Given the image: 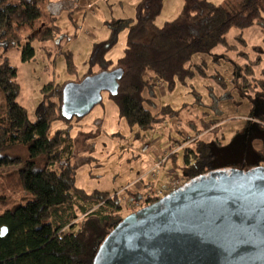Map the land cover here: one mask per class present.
Listing matches in <instances>:
<instances>
[{
    "label": "trees",
    "instance_id": "1",
    "mask_svg": "<svg viewBox=\"0 0 264 264\" xmlns=\"http://www.w3.org/2000/svg\"><path fill=\"white\" fill-rule=\"evenodd\" d=\"M49 2L0 0V232L7 229L4 237L0 233V264H92L100 245L125 216L127 199L97 190L88 193L75 184L77 170L93 159V144L85 139L82 152L76 151L67 127L49 135L55 122L76 118L67 119L61 113L62 90L70 81L49 82L41 89L42 110L34 122L17 101L16 69L5 53L16 49L27 62L34 58V43L58 38L57 50L61 49L64 38L56 17L48 11ZM162 7L163 0H139L134 18L115 24L110 39L93 44L89 71L72 81L120 70L117 93L107 94L120 117L140 132L179 116L171 106L157 107L156 89H171L175 82L187 86L195 76H205V62L188 67L195 54L226 46L225 36L231 29L256 25L264 33V0H245L236 12L209 0H183L179 15L158 27L155 20ZM122 31H126L122 56L117 61L107 59ZM254 50L258 56L241 79L245 90L257 87L259 81L264 84L254 76L263 50ZM67 57L68 74H76L71 56ZM217 78L225 83L223 77ZM257 118L264 124V111ZM218 124L212 121L208 129ZM189 140L196 150L185 145ZM189 140L180 143L185 151L183 184L213 170L210 144L197 137ZM258 163L264 166V158ZM80 217L81 224L75 223Z\"/></svg>",
    "mask_w": 264,
    "mask_h": 264
},
{
    "label": "rangeland",
    "instance_id": "2",
    "mask_svg": "<svg viewBox=\"0 0 264 264\" xmlns=\"http://www.w3.org/2000/svg\"><path fill=\"white\" fill-rule=\"evenodd\" d=\"M138 1L49 2L48 11L56 17L61 37L64 38L61 49L57 50L58 38L45 43H34V58L27 62L22 60L16 49H9L5 53L11 66L16 69L19 84L17 101L26 109L31 122L36 121L42 110L41 89L49 82L60 84L67 80L77 81L87 73L93 44L110 39V29L115 24L134 18ZM209 1L229 12H236L245 0ZM75 5L79 7L74 8ZM87 5H90L91 10L84 9ZM182 6L183 0H163L161 13L155 20L156 26L161 27L174 20ZM225 40L226 46L218 45L195 54L189 62L188 67L205 62V76H195L187 82V86L175 82L171 89L157 87V107L171 106L179 112L176 119H168L155 125L152 130L140 132L137 127L127 125L108 94L103 93L102 102L85 117L75 118L70 122H55L49 131L50 136L67 127L76 151L82 152L85 139L93 144V159L77 170L76 186L88 193L97 190L117 195L120 199H130L135 194L145 197L149 190L150 177L147 173L153 161L165 160L161 167L163 176L169 173L173 178L185 176V151L180 143L194 137L210 144L214 155L210 167L215 171H228L235 166L226 164L227 162L241 163L246 159L247 165L253 163L258 156L254 149L256 140H261L264 144V124L257 120V116L264 111V89L261 84V87L245 90L241 79L246 67L258 56L255 47H260L263 53L261 64L254 69V76L255 79L262 78L264 33L256 25L245 30L231 29ZM125 46L126 31H122L117 37L116 45L106 55L107 59L117 61ZM67 56H71L76 74H68ZM92 71H97V68ZM217 76L223 77L225 83L221 84ZM212 121L219 122L216 129H208V124ZM217 142L222 145L218 146ZM145 145L148 150L141 153ZM185 145L192 150L197 148L191 140ZM175 152V158L171 157ZM242 165L245 169L249 168ZM126 207L124 202L125 216L132 213H128ZM81 220L82 217L75 223L81 224Z\"/></svg>",
    "mask_w": 264,
    "mask_h": 264
},
{
    "label": "water",
    "instance_id": "3",
    "mask_svg": "<svg viewBox=\"0 0 264 264\" xmlns=\"http://www.w3.org/2000/svg\"><path fill=\"white\" fill-rule=\"evenodd\" d=\"M121 77L116 69L66 84L62 116L85 117ZM92 264H264V166L211 170L128 214Z\"/></svg>",
    "mask_w": 264,
    "mask_h": 264
},
{
    "label": "built area",
    "instance_id": "4",
    "mask_svg": "<svg viewBox=\"0 0 264 264\" xmlns=\"http://www.w3.org/2000/svg\"><path fill=\"white\" fill-rule=\"evenodd\" d=\"M90 8V5H87L85 7L86 10H91ZM147 150L148 146L145 145L141 149V153H145ZM164 163L165 160L153 162L152 169L149 173H147L149 174V182H151V185L145 197L140 196L141 199H138L135 196H131L130 199L125 200L127 206L126 211L128 213L138 211L147 206L149 203L151 204L163 198L167 194L178 189L184 183V178H173L170 173L167 176H163L161 172V167Z\"/></svg>",
    "mask_w": 264,
    "mask_h": 264
},
{
    "label": "crops",
    "instance_id": "5",
    "mask_svg": "<svg viewBox=\"0 0 264 264\" xmlns=\"http://www.w3.org/2000/svg\"><path fill=\"white\" fill-rule=\"evenodd\" d=\"M79 6L78 5H75L74 6V8H78ZM85 9V8H84ZM79 10V9H78ZM86 10V9H85ZM260 80H262L263 82H264V75L262 76V78H259ZM258 87H261V82L259 81V83H258ZM262 87H263V89H264V84H262ZM252 89H254V88H247V90H252ZM260 115V114H259ZM249 119H251V118H249ZM256 123V122H255ZM261 127H262V125H261ZM263 130H264V128H262ZM255 147H254V149H255V151L257 152V157L255 158V160H254V162L253 163H251L250 165H247L246 164V159H244L241 163H233V162H227L226 164H234L235 166H232L231 168H236V169H245L244 167H243V165L242 164H244V165H246V166H248L249 168H253V167H257V166H263V165H259V160L260 159H263L264 158V144H263V141H261V140H256V142H255ZM154 162V161H153ZM150 163H152L151 162V160H150ZM152 165H153V163H152ZM248 168V169H249ZM151 169H152V167H151ZM150 169V170H151ZM150 170L148 171V173L150 172ZM150 185H151V182H148V187H150Z\"/></svg>",
    "mask_w": 264,
    "mask_h": 264
},
{
    "label": "clouds",
    "instance_id": "6",
    "mask_svg": "<svg viewBox=\"0 0 264 264\" xmlns=\"http://www.w3.org/2000/svg\"><path fill=\"white\" fill-rule=\"evenodd\" d=\"M182 185H183V184H182ZM182 185H181V186H182Z\"/></svg>",
    "mask_w": 264,
    "mask_h": 264
}]
</instances>
